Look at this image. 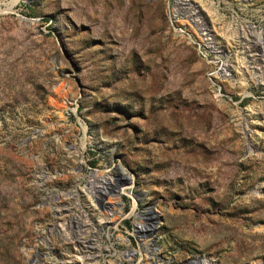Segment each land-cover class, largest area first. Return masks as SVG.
<instances>
[{"label":"rangeland","instance_id":"rangeland-1","mask_svg":"<svg viewBox=\"0 0 264 264\" xmlns=\"http://www.w3.org/2000/svg\"><path fill=\"white\" fill-rule=\"evenodd\" d=\"M205 260L264 264V0H0V264Z\"/></svg>","mask_w":264,"mask_h":264},{"label":"bare ground","instance_id":"bare-ground-1","mask_svg":"<svg viewBox=\"0 0 264 264\" xmlns=\"http://www.w3.org/2000/svg\"><path fill=\"white\" fill-rule=\"evenodd\" d=\"M190 3V2H189ZM181 4V3H180ZM182 4H185V3H182ZM180 7V6H179ZM185 7V6H184ZM182 9H183V7H182ZM186 9H187V7H186ZM190 10V9H189ZM193 12V11H192ZM196 13V12H195ZM192 15V14H191ZM104 192H106L104 189H103V191L102 190H99L98 192H97V197L98 196H102V195H104L105 193ZM121 193H119V195H120ZM65 211V209H63V212ZM113 221V219H111L110 220V222H112ZM104 223V222H103ZM98 226L100 225V222H98V224H97ZM139 230V229H138ZM200 264H208V261H201L200 262ZM258 264V263H257Z\"/></svg>","mask_w":264,"mask_h":264}]
</instances>
